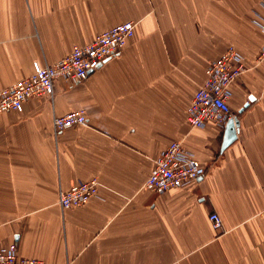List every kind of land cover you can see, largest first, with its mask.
Wrapping results in <instances>:
<instances>
[{"label": "crops", "instance_id": "0c3cea01", "mask_svg": "<svg viewBox=\"0 0 264 264\" xmlns=\"http://www.w3.org/2000/svg\"><path fill=\"white\" fill-rule=\"evenodd\" d=\"M262 0H0V87L132 22L118 54L89 77L56 81L53 99L0 115V241L44 264H264ZM247 71L231 86L236 139L190 128L206 66L228 47ZM246 106V107H245ZM83 110L86 125L54 136L53 118ZM182 142L204 175L155 194L154 161ZM97 178L98 195L61 210L59 189ZM221 220L215 231L209 215Z\"/></svg>", "mask_w": 264, "mask_h": 264}, {"label": "built area", "instance_id": "2783aa9c", "mask_svg": "<svg viewBox=\"0 0 264 264\" xmlns=\"http://www.w3.org/2000/svg\"><path fill=\"white\" fill-rule=\"evenodd\" d=\"M264 11V0L259 4ZM253 24L264 37V18L255 13ZM134 24L126 22L100 33L90 44L76 46L64 58L51 63L33 62L32 73L11 86L0 87V115L8 112H23L25 102L30 99H53L56 81L76 85L86 80L106 60L118 54L134 33ZM255 64H264V44L260 48ZM247 71L244 57L232 46L205 68L204 80L189 104L186 121L190 128L203 129L212 123L224 128L228 121L236 118L229 101L231 86ZM86 125L83 110L53 118V133ZM205 173L204 168L182 142H171L154 161L153 168L143 188L155 194L186 187ZM99 181L93 177L77 181L68 190L59 189L58 206L61 210L78 208L96 197ZM264 211V206H263ZM215 231L221 230V220L215 213L209 215ZM0 264H44L41 260L22 258L16 243L0 241Z\"/></svg>", "mask_w": 264, "mask_h": 264}, {"label": "water", "instance_id": "95a60500", "mask_svg": "<svg viewBox=\"0 0 264 264\" xmlns=\"http://www.w3.org/2000/svg\"><path fill=\"white\" fill-rule=\"evenodd\" d=\"M238 127H239V122L237 117L231 121H228L227 124L224 126L225 132H224V139H223L221 151L224 150L236 139Z\"/></svg>", "mask_w": 264, "mask_h": 264}]
</instances>
